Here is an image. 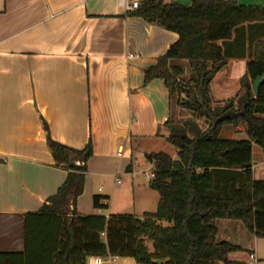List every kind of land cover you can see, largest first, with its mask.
<instances>
[{
  "label": "crops",
  "instance_id": "crops-1",
  "mask_svg": "<svg viewBox=\"0 0 264 264\" xmlns=\"http://www.w3.org/2000/svg\"><path fill=\"white\" fill-rule=\"evenodd\" d=\"M133 1L142 0H0V252L22 253L37 262L48 256L49 242L57 238L56 230L45 228L55 221L40 210L67 172L55 164L48 138L75 151L91 146L83 192L75 201L78 214H128L141 197L151 207L146 191L138 192L132 182L124 186L121 178L130 182L134 176L135 153L145 159L160 153L157 144L167 143L164 125L173 120L171 99L162 80L143 84V70L178 36L125 16V3ZM233 1L264 8V0ZM164 2L189 6L192 0ZM237 33L243 40L242 31ZM248 61V54L227 60L210 82L211 98L213 91L218 97L213 102L238 93ZM173 65L189 75L186 61ZM178 112L179 107L175 116ZM227 128L221 138L225 130L232 140L244 133ZM251 160L253 180H264V154L254 145ZM94 196L107 198L108 208L95 210ZM215 226L216 242L241 249L229 254V261L264 264V240L250 235L241 222L217 220ZM112 264L135 262L116 258Z\"/></svg>",
  "mask_w": 264,
  "mask_h": 264
},
{
  "label": "trees",
  "instance_id": "trees-1",
  "mask_svg": "<svg viewBox=\"0 0 264 264\" xmlns=\"http://www.w3.org/2000/svg\"><path fill=\"white\" fill-rule=\"evenodd\" d=\"M125 16L178 36L154 65L143 70V84L162 80L171 101L175 98L179 108L190 111L206 128L192 119L165 123L175 158L161 152L145 156L153 166L148 188L158 195V202L154 213L141 218L78 214L75 201L83 192L91 146L75 151L48 138L55 164L67 172L49 205L40 210L55 221L45 228L56 230L57 238L49 242L48 256L37 262L22 253L0 252V264H86L91 256L130 258L135 264H242L228 260L229 254L241 250L238 246L216 242L217 220L241 222L250 235L264 240V180H253L251 170L252 146L264 154V82L256 97L251 90L253 81L264 74V8L242 7L233 0H192L189 6L142 0ZM238 31L247 34L243 40ZM246 54L250 61L238 93L214 105L210 82L229 58ZM180 61L189 68L186 81L180 79L183 69L173 65ZM240 125L246 140L220 137L222 128ZM69 159L80 163L70 165ZM106 200L94 196L93 208L106 210Z\"/></svg>",
  "mask_w": 264,
  "mask_h": 264
},
{
  "label": "rangeland",
  "instance_id": "rangeland-1",
  "mask_svg": "<svg viewBox=\"0 0 264 264\" xmlns=\"http://www.w3.org/2000/svg\"><path fill=\"white\" fill-rule=\"evenodd\" d=\"M189 74V72H188ZM189 75H183L180 77V79H182L183 81H186L188 79ZM220 84H224L222 81L219 82ZM238 89V87H237ZM236 89V90H237ZM235 90V89H234ZM238 92V91H237ZM229 95L234 96L236 95L234 92H228L226 93L225 96ZM228 96V97H229ZM180 99L185 100V96L181 95L179 96ZM212 99L213 100H218V97L216 95V93L213 91L212 93ZM217 102H214V105ZM171 105H172V114L173 117L171 120L177 124H181L183 121L185 120H194L196 122V124L202 129L204 130L206 128L205 124L203 123L202 120L200 119H195L194 116L192 115V113L190 111L184 110L182 108H179V114L177 116H175V113L178 109V106L176 105V101L175 98L172 99L171 101ZM232 127H229L227 129H231ZM234 130L237 129L239 132H244V126L240 125L237 128H233ZM232 136V133L229 132L228 130L224 131L223 137L224 139H226V137H230ZM233 140H246V135L244 133H235V136L233 137ZM157 148L156 150L158 152H161L163 154L168 155L169 157H173L175 154V149L168 143L166 142H160L159 144L156 145ZM132 167H133V174L134 176L131 178V181L129 182L127 178H121L123 181V185L125 186L126 184H130L132 182L133 186L135 189H138V192H144V193H148V204H151V198L153 199L152 205L150 207V205H146L145 201L146 199H142V197L134 202V211H129V215H134L135 217L141 218L142 215L146 212V213H154L156 210V202L158 200V195L155 192H151L150 190H146V188H148V177L152 172V166L144 159L143 156L139 155L138 153H135L133 156V161H132ZM135 195L137 196L138 193L136 191ZM133 213V214H132ZM149 245V244H148Z\"/></svg>",
  "mask_w": 264,
  "mask_h": 264
},
{
  "label": "built area",
  "instance_id": "built-area-1",
  "mask_svg": "<svg viewBox=\"0 0 264 264\" xmlns=\"http://www.w3.org/2000/svg\"><path fill=\"white\" fill-rule=\"evenodd\" d=\"M138 7V2L137 1H133L129 4L125 3V8L127 11H133L135 9H137ZM129 58H138V55H129ZM152 174L149 175L148 177V181L151 179ZM116 260V258L114 257H107V258H101V257H97V256H91L89 258H87L86 260V264H112L114 261Z\"/></svg>",
  "mask_w": 264,
  "mask_h": 264
},
{
  "label": "water",
  "instance_id": "water-1",
  "mask_svg": "<svg viewBox=\"0 0 264 264\" xmlns=\"http://www.w3.org/2000/svg\"><path fill=\"white\" fill-rule=\"evenodd\" d=\"M264 82V74L258 78H256L254 81H253V84H252V87H251V90H252V93L254 95V97L257 96L258 94V88L259 86ZM69 164L70 165H79L76 161H74L73 159H69ZM70 203H72V200H70Z\"/></svg>",
  "mask_w": 264,
  "mask_h": 264
}]
</instances>
